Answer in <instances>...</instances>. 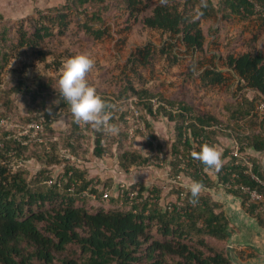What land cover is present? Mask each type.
<instances>
[{
  "label": "trees",
  "instance_id": "1",
  "mask_svg": "<svg viewBox=\"0 0 264 264\" xmlns=\"http://www.w3.org/2000/svg\"><path fill=\"white\" fill-rule=\"evenodd\" d=\"M255 5L264 8V0H64L16 23L0 16V118L7 120L0 126V264H230V223L208 191L238 198L264 226L260 205L247 204L241 191L256 190L264 207V186L251 178L264 180V115L256 112L264 103V12ZM230 22L240 28L233 32ZM70 23L92 44L125 46L131 31L148 35L126 54L113 92L95 87L118 134L74 122L53 80L43 81L45 70L59 71L61 64L43 45L66 35ZM203 24L215 34L225 24L224 53L216 46L207 51ZM157 59L170 67L188 61L187 77L205 89H224L229 99L219 114L169 100L126 74L141 84L140 71ZM38 64L43 73L35 71ZM18 96L27 100L25 113L16 109ZM160 119L173 124L165 158L153 127ZM31 123L43 132L18 142L16 126ZM136 138L145 148H136ZM220 138L230 148L220 146ZM203 144L224 147L218 169L192 157ZM89 155L115 159L126 175L163 169L175 182L172 192L184 197L168 211L161 190L144 181H120L112 190V179L90 177ZM193 181L202 184L195 203L187 187Z\"/></svg>",
  "mask_w": 264,
  "mask_h": 264
},
{
  "label": "rangeland",
  "instance_id": "2",
  "mask_svg": "<svg viewBox=\"0 0 264 264\" xmlns=\"http://www.w3.org/2000/svg\"><path fill=\"white\" fill-rule=\"evenodd\" d=\"M63 3L64 0H0V8L2 9L0 11V16L10 19L13 23H16L19 22L20 19L32 15L35 10L44 11L50 7H59ZM13 9H15V13L11 12ZM34 17L37 16L35 15ZM230 23V27L233 26L234 28L233 32H236L238 28H240L237 23ZM220 26L221 31L219 34H215L214 31H210L208 29V24H203V29L207 37V51H210L209 49L216 46L222 51V53H224L225 49L223 46L225 45L226 38L223 26H225V24H220ZM68 28L69 29L66 35L57 37L53 43H45L43 47H49L50 51H55L57 53L56 56L59 57V62L66 57L74 56L80 53H87L94 61L92 68L86 74L87 81L94 87L104 90L106 89L107 92H113L115 90L113 88V84L115 85V81L119 79V75L123 72L126 54L130 51V49L135 48V45L145 42L148 36L145 32L134 30L131 31V36L127 37L128 40L125 41V46L120 44L115 46V44L113 45L112 43H109V40L105 42L95 41L92 44L88 41V39L80 37L78 33L76 34L74 23H70ZM153 38L155 39L156 35ZM214 39L218 40V44H213ZM47 61L49 63L50 59L48 58ZM188 63V61L184 60L181 65L170 67L165 60L157 59L156 61H153L151 66L140 71L143 77L141 84L137 82L136 78L133 77L130 72H126V74L132 77L135 85L145 87L153 92H159L169 100L184 101L195 108H200L210 114H219V106L225 100L227 101L229 99L228 95L225 94L224 89L202 88L199 85L197 77H187L186 72ZM36 69H38L40 73H43L41 64L36 66L35 71H37ZM59 74L58 70L54 71V69L51 68L45 70L43 73V81L45 82L48 79H52L53 83L50 85L51 88L59 90L57 85ZM10 83V86H12L13 82ZM15 100L17 111L19 113H25L27 109V100L21 98L20 96L15 97ZM153 125L155 135L158 139L157 142L162 145L161 151L163 155H161V157L165 158L168 156V152L170 150L173 135V124H169L164 119H160ZM218 141L220 146L229 147L231 145L227 139L220 138ZM134 145L138 149L145 148L142 147L144 146V142L139 138L134 140ZM220 146L215 148L221 154L224 147ZM87 157L89 160L86 161V163L90 170V177H94L96 179L99 178V183L112 179V190L114 189V184H117L114 182V179L123 181L128 185L144 181L148 186H156L161 190V196L163 197L164 202L175 201V194L172 192L170 180L165 170L151 166L134 170L126 175L122 173L119 168H117L115 159H105L104 161H100L94 159L91 155ZM182 183H186V181L182 180ZM221 191L222 189L219 190V192ZM208 193H210L215 200L219 197V194L214 193L213 191H208ZM229 223L230 231L237 232L234 224L230 221ZM262 228H264V226H262ZM226 247L227 241L225 243V249ZM244 250L246 252H244ZM233 251L235 252V256L242 261L244 259L247 260L262 256L248 246H244V248L236 246V249ZM230 264L232 263L230 262Z\"/></svg>",
  "mask_w": 264,
  "mask_h": 264
},
{
  "label": "clouds",
  "instance_id": "3",
  "mask_svg": "<svg viewBox=\"0 0 264 264\" xmlns=\"http://www.w3.org/2000/svg\"><path fill=\"white\" fill-rule=\"evenodd\" d=\"M93 63V59L87 53L64 58L61 61L57 80L59 96L69 106L74 122L84 123L105 134L115 135L120 129L117 124L111 122V114L107 110L109 106L86 79V74L92 68ZM199 147V151H192V157L200 161L207 169H218L221 166L220 152L209 144ZM187 187L190 202L195 203L201 192L202 184L193 181Z\"/></svg>",
  "mask_w": 264,
  "mask_h": 264
},
{
  "label": "water",
  "instance_id": "4",
  "mask_svg": "<svg viewBox=\"0 0 264 264\" xmlns=\"http://www.w3.org/2000/svg\"><path fill=\"white\" fill-rule=\"evenodd\" d=\"M225 193V192H224ZM231 198L237 200L235 197ZM238 207H234L232 210L225 208L224 211L228 217V220L234 224L239 232H231L227 240V257L232 264H238V257L235 256L233 248L236 246H248L254 249L259 256L256 260L260 264H264V249L260 248L259 243H254L251 240L252 234L254 233H264V228L259 224L258 220L248 214L240 205L241 200H238ZM256 264V262H255Z\"/></svg>",
  "mask_w": 264,
  "mask_h": 264
},
{
  "label": "built area",
  "instance_id": "5",
  "mask_svg": "<svg viewBox=\"0 0 264 264\" xmlns=\"http://www.w3.org/2000/svg\"><path fill=\"white\" fill-rule=\"evenodd\" d=\"M255 11L256 12H264V8L258 7L257 5H255ZM256 112L262 117L264 115V103H259L256 105ZM7 124V120L4 118H0V126H4ZM17 127V132H18V142L20 143H24L22 140V138L25 139H35L38 137V135L40 133L43 132V127L37 123H31L26 127ZM0 147H2V144H0ZM233 155L236 156V150L233 152ZM247 164H249L247 162ZM251 178L253 181H255L256 183L264 186V180L259 179L256 175L251 174ZM57 182L59 183L60 180V176H58L57 178ZM175 183L174 181L170 180V185ZM122 184V183H121ZM184 185H187V183H182ZM186 188V187H184ZM241 191L248 197L247 199V204H258L259 206V210L264 212V207H262L261 203L263 202V196L258 193L256 190H252L247 186H242L241 187ZM136 194H129L128 196L130 198L134 197ZM184 197L183 193H180L179 195L175 194V201L177 200V198L182 199ZM108 198V192L106 190H104L103 194H102V199H107ZM173 202H166L165 204V209L168 211H172L174 209ZM178 206H181L180 204H178ZM179 207H178V211H179Z\"/></svg>",
  "mask_w": 264,
  "mask_h": 264
},
{
  "label": "crops",
  "instance_id": "6",
  "mask_svg": "<svg viewBox=\"0 0 264 264\" xmlns=\"http://www.w3.org/2000/svg\"><path fill=\"white\" fill-rule=\"evenodd\" d=\"M38 2V1H37ZM36 2V3H37ZM35 3V4H36ZM27 4V3H26ZM33 4V3H32ZM37 4H39V3H37ZM29 7V6H28ZM5 8V7H4ZM2 9L0 8V11H1ZM9 11H11V10H9ZM11 12H16L15 11V9H13ZM221 151V150H220ZM221 154H222V151H221ZM114 182L115 183H118V182H120V180H118V179H114ZM223 191V190H222ZM214 192V193H217V194H219V197L217 198V201L219 200L221 203H222V205H223V208L225 209V208H227V209H233L234 207H238V203H239V199L238 198H236L237 200H233L232 198H231V195H228V194H226V193H224V191L223 192ZM241 206V205H240ZM236 228V227H235ZM237 229V228H236ZM232 232V231H231ZM237 232H239L238 230H237ZM250 237H252L251 238V240L252 241H254V243L256 244V243H259L260 244V248H263L264 249V233H254V234H252V236H250ZM239 248H244V246H239ZM236 249V247H234V249L233 250H235ZM254 250V249H253ZM255 251V250H254ZM234 252V251H233ZM244 252H246L245 250H244ZM235 253V252H234ZM259 257V256H258ZM258 257H255V258H252V259H247V260H240L239 258H238V260H239V263L238 264H255V262H256V264H260L259 262H257V258ZM253 260V261H252Z\"/></svg>",
  "mask_w": 264,
  "mask_h": 264
}]
</instances>
